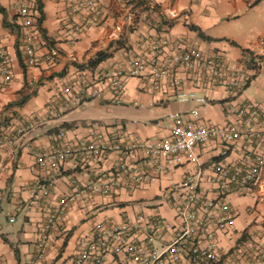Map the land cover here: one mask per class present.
<instances>
[{
	"label": "crops",
	"instance_id": "0c3cea01",
	"mask_svg": "<svg viewBox=\"0 0 264 264\" xmlns=\"http://www.w3.org/2000/svg\"><path fill=\"white\" fill-rule=\"evenodd\" d=\"M100 1L105 19L84 29L72 42V29L67 23L69 0H41V61L28 66L18 48L16 0H0L5 9L0 12V36L12 58L15 75L10 86L0 92V264H73L81 238L92 233L96 222L121 224L142 215L146 221L160 217L177 224V207L183 197L177 186L183 181L191 178L205 196L217 198L225 181L218 175V165L231 173L237 169L244 172L257 155H264V0ZM81 19L78 17V22ZM192 26L210 39L202 38ZM165 37L184 38L222 57L229 66L248 74L247 82L234 90L195 81L181 72L186 90L195 89L207 97V103L198 104L179 102L169 90L144 91L140 80L131 77L121 101L108 83H100V97H87L77 106H67L64 87L73 78L79 79L77 92L84 81L95 84L103 71L124 65L129 56L158 45ZM51 47L60 52L53 64L43 57ZM256 62L261 64L258 71L254 69ZM247 104L257 105L261 111L249 135L229 144L221 140L200 144L193 156H186L179 165L162 161L159 170L152 163L147 172L155 178L134 190L123 184L107 194L83 191L86 183L116 168V153L98 162L74 158L41 164L36 157L37 153L51 151L61 132L70 141L86 138L94 131L111 136L125 133L144 140L167 138L171 125L165 116L170 111L187 112L196 107L197 124H242L245 116L240 111ZM117 105L152 107L157 116L135 121L128 116L92 113L100 107L111 113ZM144 156L139 154L140 159ZM38 185H49V194L43 195ZM225 192L234 219L227 231L217 230L212 221L220 247L218 264H264L235 254L245 238L264 242V169L251 192H242L235 183ZM69 195L75 200L68 201L63 221L46 231L49 217ZM44 234L48 235L46 251L39 257L37 245ZM165 238L154 243L157 249L169 241L168 232Z\"/></svg>",
	"mask_w": 264,
	"mask_h": 264
},
{
	"label": "built area",
	"instance_id": "2783aa9c",
	"mask_svg": "<svg viewBox=\"0 0 264 264\" xmlns=\"http://www.w3.org/2000/svg\"><path fill=\"white\" fill-rule=\"evenodd\" d=\"M18 19L20 20L19 50L23 53L25 63L35 66L41 61L38 44L41 36V12L38 0H16ZM70 15L68 25L72 29L70 40L91 25L100 24L104 11L100 0H69ZM87 14L86 15H84ZM82 18L78 22L77 18ZM149 25H152L149 22ZM60 56L57 48L51 47L43 55L48 63H55ZM261 64L255 63L259 70ZM183 72L198 82H207L213 86L230 89H241L248 80V74L229 66L220 56L211 55L196 47L184 38L165 37L158 45L141 50L129 56L124 65L110 67L102 72L93 83L83 82L84 86L76 92L77 79H72L65 87L67 106L81 104L87 97H100L103 90L100 83H108L118 101L123 98L128 79L136 77L140 80L144 91H172L179 102L195 101L198 104L208 102L198 91L186 90L180 73ZM12 58L0 36V92L5 91L14 81ZM244 117L242 124L229 123L197 124L198 108L190 111H170L165 119L171 125V134L164 139H140L128 134L106 135L94 131L86 138L65 140V133L58 136V143L49 152L37 153L38 162L45 164L60 163L68 159L82 158L95 162L103 160L108 154L116 153V168L103 173V177L86 183L85 189L95 193H110L123 184L129 190L143 186L155 177L148 175L147 166L154 163L162 169V161L166 164L179 165L186 156H193L198 145L208 141L221 140L232 143L245 135L261 114L257 105H245L241 111ZM143 153L144 158L139 157ZM264 169V155H257L242 172L239 169L231 173L223 165H218L217 172L225 181L219 197L208 198L199 189L197 181L187 178L177 189L182 190V200L177 207V224L157 217L145 220L138 215L133 221L121 224L96 222L92 233L80 240V249L73 264H218L221 261L220 247L212 221L219 231L231 228L234 213L226 197L230 184H236L244 193L251 192L260 180ZM43 195L49 194V185H38ZM75 200L74 195L61 199L60 208L55 215L49 217L45 230L63 221L68 201ZM14 216L11 217V221ZM170 234L169 241L163 243L161 249L154 245L158 240ZM143 235V238L140 237ZM44 234L37 245V254L42 257L46 251ZM236 255L247 260L250 257L264 261V242L259 243L252 237L242 240L236 248Z\"/></svg>",
	"mask_w": 264,
	"mask_h": 264
},
{
	"label": "rangeland",
	"instance_id": "374dc122",
	"mask_svg": "<svg viewBox=\"0 0 264 264\" xmlns=\"http://www.w3.org/2000/svg\"><path fill=\"white\" fill-rule=\"evenodd\" d=\"M92 113L100 116V115H107L110 117H118V116H128L131 119H135V121H146V120H154L157 116L155 110L150 108H133L131 106H113V112L109 113L107 109L101 108L100 109H92ZM130 123V122H128ZM65 140H68L66 135L63 136ZM17 226V225H15Z\"/></svg>",
	"mask_w": 264,
	"mask_h": 264
},
{
	"label": "trees",
	"instance_id": "16d2710c",
	"mask_svg": "<svg viewBox=\"0 0 264 264\" xmlns=\"http://www.w3.org/2000/svg\"><path fill=\"white\" fill-rule=\"evenodd\" d=\"M38 6H39V9H40V12H41V17H40V19H39V21H40V25H41V21H42V19H43V12H42V3H41V0H38ZM0 12H3V13L5 12L4 7H2L1 5H0ZM4 23H5L6 25H8L6 20H4ZM192 28L195 29L196 31H198L199 35H200L202 38L210 39V37L206 36V35L201 31V29H199L198 27H196V26H192ZM42 31H43V33H44V30H43V29H42ZM101 58H102V57L100 56V59H101Z\"/></svg>",
	"mask_w": 264,
	"mask_h": 264
}]
</instances>
